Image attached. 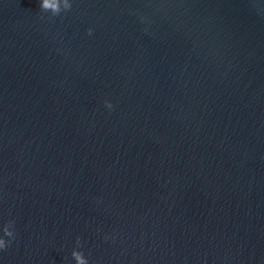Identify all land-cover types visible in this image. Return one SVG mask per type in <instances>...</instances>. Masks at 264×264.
<instances>
[{
  "label": "water",
  "instance_id": "water-1",
  "mask_svg": "<svg viewBox=\"0 0 264 264\" xmlns=\"http://www.w3.org/2000/svg\"><path fill=\"white\" fill-rule=\"evenodd\" d=\"M42 3L0 0V264H264V0Z\"/></svg>",
  "mask_w": 264,
  "mask_h": 264
},
{
  "label": "clouds",
  "instance_id": "clouds-1",
  "mask_svg": "<svg viewBox=\"0 0 264 264\" xmlns=\"http://www.w3.org/2000/svg\"><path fill=\"white\" fill-rule=\"evenodd\" d=\"M41 7H43V8H47V7L55 8L56 5L55 4H49V0H43V3L41 4ZM66 7L68 9H70L71 8V4H66ZM88 32H89V34H91L92 29L89 28ZM105 104L109 108L112 107V104H111L110 101H106ZM5 234L8 235V236H13V234L10 231H8L7 229L5 230ZM4 247H6V242H5V240L3 238H0V248H4ZM73 256L76 257L78 264H86V260H85V258L83 257V255L81 253H78V252H76L74 250L73 251Z\"/></svg>",
  "mask_w": 264,
  "mask_h": 264
}]
</instances>
